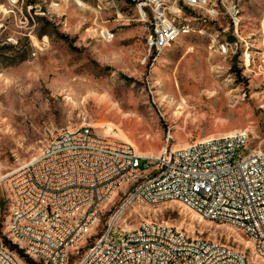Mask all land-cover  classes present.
Masks as SVG:
<instances>
[{
	"label": "rangeland",
	"instance_id": "obj_1",
	"mask_svg": "<svg viewBox=\"0 0 264 264\" xmlns=\"http://www.w3.org/2000/svg\"><path fill=\"white\" fill-rule=\"evenodd\" d=\"M133 3L0 0V176L37 157L61 130L82 125L139 156L158 155L168 136L178 148L240 130L264 153V0H209L203 9L180 1L186 8L172 20L190 31L155 57L145 42L151 17L141 18ZM5 189L2 183L0 241L9 249ZM119 199L117 192L100 215ZM144 221L233 244L264 264L241 233L178 202L135 201L118 229ZM101 224L99 216L95 228Z\"/></svg>",
	"mask_w": 264,
	"mask_h": 264
},
{
	"label": "built area",
	"instance_id": "obj_2",
	"mask_svg": "<svg viewBox=\"0 0 264 264\" xmlns=\"http://www.w3.org/2000/svg\"><path fill=\"white\" fill-rule=\"evenodd\" d=\"M130 2H137L141 18L151 17L155 55L177 30L169 7L182 8L180 0ZM243 131L178 148L168 145V136L158 155L139 157L130 144L98 136L89 125L61 130L37 157L0 176L15 196L6 235L23 258L34 252V264H245L244 254H235L238 246L179 235V228L162 222L118 229L135 201H174L200 219L236 227L264 259V163L244 145ZM109 192H120L118 203L109 215L96 214ZM71 212H79V220L70 221ZM94 216L102 217L99 228H92ZM78 236H88L83 251H74ZM7 251L0 241V264H15Z\"/></svg>",
	"mask_w": 264,
	"mask_h": 264
},
{
	"label": "bare ground",
	"instance_id": "obj_3",
	"mask_svg": "<svg viewBox=\"0 0 264 264\" xmlns=\"http://www.w3.org/2000/svg\"><path fill=\"white\" fill-rule=\"evenodd\" d=\"M164 1H166V0H164ZM173 1L176 2V0H173ZM180 1L181 2L183 1V3H185L189 7H197V8H201V9H203V7H205L207 5V3L209 2V0H180ZM9 2L16 3L17 0H9ZM162 2H163V0H146V4H154V3H162ZM136 9H137V12L139 13V15L141 16V12H139L137 2H136ZM171 9L172 10H169V12L171 14H177V13H179V8L178 9L171 8ZM140 16H138V17L140 18ZM176 18H178V17H176ZM171 28L172 29H177L176 32L174 33V35H173L172 38H164V43H162L160 45V48H159V50H157L155 52L154 57L155 56H159L162 52H164V50L167 47H169L172 43L176 42L181 35H186L190 31L187 27H182V26L179 27L174 22V20L171 21ZM104 34L106 36V33H104ZM145 42H146V46L148 48V51L149 52L151 51L154 54L153 48H151L149 46L150 33L147 36ZM235 134L236 133L226 134V135H235ZM242 141H243V143H244L245 146L249 147V144H250L249 143V138H248V135L245 132H243V134H242ZM124 143H127V142H124ZM127 144H129V143H127ZM251 152H254V155L258 159H262V161L264 163V153L262 151L256 150V149H251ZM137 156H139V155L137 154ZM139 157H147V156H139ZM2 183H5L6 188L8 189V179H1V184ZM116 193L117 192H109V193H107V195L105 196V200H103L101 203H99V207H96V214H100V211H101L102 207L106 203H108L109 200L112 198V196L115 195ZM8 196H9V202H10L8 220H12L13 208L15 206V196H14V193L13 192H8ZM77 220H79V212H71L70 213V221H77ZM201 220L211 221L210 218H201ZM98 222H99V216H94V219H92V228H95L97 226ZM19 228H26V221H19ZM230 228L238 232V229L236 227H230ZM7 230H8V234H11V227L10 226H7ZM179 235H188V234L185 233L182 229H179ZM241 235L246 239L247 243L249 244V247L248 248L250 249L252 256L255 259H260V260H263L264 261V259L262 257H259L258 247L256 245H253V240H251V238L249 236H245L243 233H241ZM87 238H88V236H78L77 237V243L74 244V251H79V248L81 247L82 244H85V241H86ZM235 254H244L245 264H252L250 262L249 258H248V254H247V252L245 250L243 251V250L239 249V247H235ZM27 255H29L32 258H34V252H27ZM7 258L9 259V261H15V264H20L17 261L15 255H13L12 253H10L9 251H7Z\"/></svg>",
	"mask_w": 264,
	"mask_h": 264
},
{
	"label": "trees",
	"instance_id": "obj_4",
	"mask_svg": "<svg viewBox=\"0 0 264 264\" xmlns=\"http://www.w3.org/2000/svg\"><path fill=\"white\" fill-rule=\"evenodd\" d=\"M184 8H186V7H183L182 9L184 10ZM63 38L64 39H67V37L66 36H63ZM1 49V48H0ZM7 198H8V196H7ZM9 199V198H8ZM6 228H7V226H6ZM8 234V233H7ZM5 241V240H4ZM7 244H8V246H9V249L10 250H16V252L18 253V255H19V257H22L23 255H22V252L20 251V250H18L17 249V247L15 246V245H11L9 242H7V241H5ZM88 243V238L86 239V241H85V245ZM27 258H30V259H27ZM27 258L25 259V262L27 263V264H34V262L31 260V259H34V258H32L31 256H29V255H27Z\"/></svg>",
	"mask_w": 264,
	"mask_h": 264
}]
</instances>
